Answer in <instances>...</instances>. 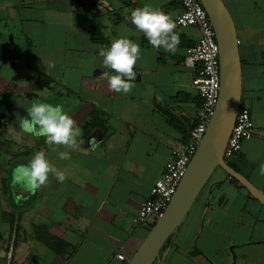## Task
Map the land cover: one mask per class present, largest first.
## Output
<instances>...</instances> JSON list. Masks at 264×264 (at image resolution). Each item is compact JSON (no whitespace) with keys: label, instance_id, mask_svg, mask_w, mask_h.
<instances>
[{"label":"crops","instance_id":"1","mask_svg":"<svg viewBox=\"0 0 264 264\" xmlns=\"http://www.w3.org/2000/svg\"><path fill=\"white\" fill-rule=\"evenodd\" d=\"M228 1L242 61V106L255 129L230 160L264 193V0ZM145 4L174 22L182 11L177 0H0V181L12 183L15 167L40 150L66 175L63 183L50 175L35 194L19 186L5 193L0 264H123L119 250L131 258L146 238L150 224L139 225L141 205L172 148L185 142L201 99L192 86L196 69L184 63L200 31L176 27L174 53L154 48L131 23V12ZM91 29L103 41L93 40ZM121 36L141 48L127 94L110 89L111 70L99 55ZM38 97L73 117L81 128L78 150L49 146L20 129L18 117H27L25 107ZM94 112L106 130L85 135L82 125ZM61 151L71 158L60 159ZM21 192L24 199L15 200ZM49 236L61 241L56 253L41 240ZM159 264H264V205L217 168Z\"/></svg>","mask_w":264,"mask_h":264},{"label":"water","instance_id":"2","mask_svg":"<svg viewBox=\"0 0 264 264\" xmlns=\"http://www.w3.org/2000/svg\"><path fill=\"white\" fill-rule=\"evenodd\" d=\"M200 1L209 14L220 49L219 100L175 195L128 264L160 263L162 247L187 216L217 168L237 180L252 197L264 205V193L230 167L224 156L242 106L243 70L235 21L223 0Z\"/></svg>","mask_w":264,"mask_h":264},{"label":"clouds","instance_id":"3","mask_svg":"<svg viewBox=\"0 0 264 264\" xmlns=\"http://www.w3.org/2000/svg\"><path fill=\"white\" fill-rule=\"evenodd\" d=\"M131 23L142 32L154 48H163L166 52L174 53L179 45V35L172 18L162 11L153 9L145 4L131 12ZM99 55L106 69L111 70L108 84L112 91L127 94L131 91L136 80L134 67L141 55L140 45L133 40L121 36L115 39L107 48H102ZM107 75V73H103ZM23 107H25L22 104ZM28 116L18 117L20 129L24 133L35 137H43L49 146H67L73 151L80 148L79 137L81 128L77 125L63 105L47 103L41 98L29 101L25 107ZM89 148L96 145L95 138L88 141ZM60 159H70V153L61 151ZM260 172L264 174V164L260 165ZM52 175L58 182L66 179L64 171L55 167L45 151H37L25 164L21 163L12 172L13 186H19L24 191L35 194L42 186L49 182ZM20 201L24 199L23 192L14 196Z\"/></svg>","mask_w":264,"mask_h":264},{"label":"built area","instance_id":"4","mask_svg":"<svg viewBox=\"0 0 264 264\" xmlns=\"http://www.w3.org/2000/svg\"><path fill=\"white\" fill-rule=\"evenodd\" d=\"M177 1L182 11L175 19L176 27H194L200 31L198 42L186 49L184 63L187 67L196 69L197 75L192 80V86L196 89L202 105L197 112L194 126L188 132L187 141L172 148L162 176L151 189L150 199L141 205L138 222L142 226L157 220L167 209L205 135L220 96V49L209 14L200 0ZM254 132L250 110L241 107L225 149V158L238 154L244 141L252 138ZM124 248L117 253V259L128 264L132 257L127 256ZM12 254L13 246L8 250L9 259Z\"/></svg>","mask_w":264,"mask_h":264},{"label":"trees","instance_id":"5","mask_svg":"<svg viewBox=\"0 0 264 264\" xmlns=\"http://www.w3.org/2000/svg\"><path fill=\"white\" fill-rule=\"evenodd\" d=\"M75 5L77 6V8L80 10V11H84V10H86V8H84V6H83V3L82 2H80V1H76L75 2ZM90 34H91V37H92V39L93 40H95V41H103V38L101 37V35L97 32V30H92L91 29V32H90ZM194 46V45H193ZM189 47H192V46H189ZM189 47H187V48H189ZM186 48V49H187ZM201 105H202V101H200V104H199V107H201ZM241 107H243V106H241ZM99 116L100 115H98V113L97 112H94V113H92L91 115H90V117L83 123V125H82V129H83V131H84V134L85 135H89L94 129H96V128H103L104 130H106V127H105V124H104V122L102 121V120H100V118H99ZM194 126V124L192 125V127ZM192 127H191V129H192ZM187 139H188V134H187V137H186V140H185V142L187 141ZM240 153V152H239ZM238 153V154H239ZM238 154H236V155H238ZM235 155V156H236ZM234 157V156H233ZM232 158V157H231ZM226 161H227V163H228V165L230 166V167H232L233 169H235L236 170V168H235V166H234V164L232 163V161L230 160V158H226ZM231 180L233 181V183H235V184H237L238 186H240L241 188H244L237 180H235L234 178H231ZM4 191H5V193L6 194H8V188H7V185L5 184L4 185ZM156 221L157 220H155L154 222H152V223H150V227H149V231H150V229L155 225V223H156ZM46 235H48V234H46ZM171 238H172V236L167 240V242L164 244V246L162 247V249H161V252H160V258H162V256H163V253L165 252V250H166V248H167V246H168V244H169V242H170V240H171ZM47 239V240H46ZM46 239H41L44 243H45V245L48 247V248H50L51 250H52V252H54V253H56L58 250H59V246H56L57 245V242L56 241H60L59 239H57L56 237H46ZM59 244L61 243V241L60 242H58ZM12 246V245H11ZM62 247V246H61Z\"/></svg>","mask_w":264,"mask_h":264},{"label":"rangeland","instance_id":"6","mask_svg":"<svg viewBox=\"0 0 264 264\" xmlns=\"http://www.w3.org/2000/svg\"><path fill=\"white\" fill-rule=\"evenodd\" d=\"M225 2H227L228 6L231 9L230 2L228 0H225ZM217 171H218V173L222 172L220 169H218ZM5 184H6L5 182L0 181V205H3V206H5L7 204H10L9 200L6 198V194H5V191H4V185ZM7 188H8V194H10V193L15 194L17 192V187L13 186V184L11 182L8 183ZM151 222H152V220H151ZM11 245L13 246V254H12V257H13V255H14V240L11 241V244H10L8 250H10Z\"/></svg>","mask_w":264,"mask_h":264}]
</instances>
